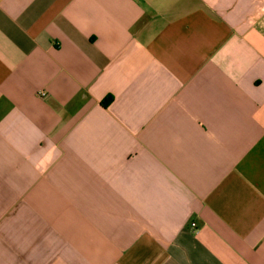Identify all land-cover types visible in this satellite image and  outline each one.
I'll use <instances>...</instances> for the list:
<instances>
[{
    "label": "crops",
    "instance_id": "obj_1",
    "mask_svg": "<svg viewBox=\"0 0 264 264\" xmlns=\"http://www.w3.org/2000/svg\"><path fill=\"white\" fill-rule=\"evenodd\" d=\"M0 264H264V0H0Z\"/></svg>",
    "mask_w": 264,
    "mask_h": 264
},
{
    "label": "built area",
    "instance_id": "obj_2",
    "mask_svg": "<svg viewBox=\"0 0 264 264\" xmlns=\"http://www.w3.org/2000/svg\"><path fill=\"white\" fill-rule=\"evenodd\" d=\"M41 96L43 97V96H44V94H41ZM191 227H193V228L195 227L193 223L191 224Z\"/></svg>",
    "mask_w": 264,
    "mask_h": 264
},
{
    "label": "trees",
    "instance_id": "obj_3",
    "mask_svg": "<svg viewBox=\"0 0 264 264\" xmlns=\"http://www.w3.org/2000/svg\"><path fill=\"white\" fill-rule=\"evenodd\" d=\"M104 104H105V102H104Z\"/></svg>",
    "mask_w": 264,
    "mask_h": 264
}]
</instances>
